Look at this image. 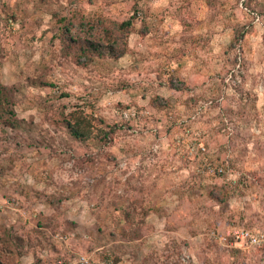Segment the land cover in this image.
<instances>
[{
  "label": "rangeland",
  "instance_id": "rangeland-1",
  "mask_svg": "<svg viewBox=\"0 0 264 264\" xmlns=\"http://www.w3.org/2000/svg\"><path fill=\"white\" fill-rule=\"evenodd\" d=\"M0 102L1 264H264V0H0Z\"/></svg>",
  "mask_w": 264,
  "mask_h": 264
},
{
  "label": "trees",
  "instance_id": "trees-1",
  "mask_svg": "<svg viewBox=\"0 0 264 264\" xmlns=\"http://www.w3.org/2000/svg\"><path fill=\"white\" fill-rule=\"evenodd\" d=\"M131 27V24L129 22L123 23L121 25V28L128 29ZM64 29L67 32H70L69 28L66 27V24H63L60 28ZM73 43H76V40H73ZM77 50L80 52V58L84 59L85 61H92L93 56H96L97 58H106L110 57L111 59H117V55H114V50L109 47H100V46H93L91 47V44H88V42H84L82 45L77 46ZM0 109H3V106L0 102ZM66 128L68 129V132L75 140L85 141L89 139L92 135V126L90 121L86 118V116H76V114H70L69 120L65 121ZM1 264V263H0ZM44 264V263H42Z\"/></svg>",
  "mask_w": 264,
  "mask_h": 264
},
{
  "label": "built area",
  "instance_id": "built-area-1",
  "mask_svg": "<svg viewBox=\"0 0 264 264\" xmlns=\"http://www.w3.org/2000/svg\"><path fill=\"white\" fill-rule=\"evenodd\" d=\"M16 203H14L12 200H4L3 203L0 205V210H3L4 208L13 209L16 210ZM232 235L239 239L244 240L249 243L250 246H260L261 244H264V235L258 234V235H252L247 230H232ZM59 239H63L60 236H58ZM61 256L58 258H54L50 261L45 262L44 264H109L107 262H100L99 260H96L93 256L87 255V254H76L73 257L67 258Z\"/></svg>",
  "mask_w": 264,
  "mask_h": 264
}]
</instances>
